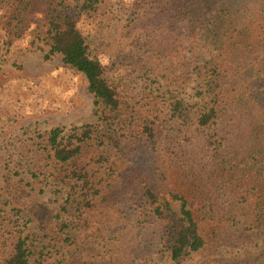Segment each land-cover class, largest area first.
I'll use <instances>...</instances> for the list:
<instances>
[{
	"label": "trees",
	"instance_id": "1",
	"mask_svg": "<svg viewBox=\"0 0 264 264\" xmlns=\"http://www.w3.org/2000/svg\"><path fill=\"white\" fill-rule=\"evenodd\" d=\"M104 2L0 0L2 45L19 42L41 15L45 58L59 55L82 74L100 111L95 124L32 139L30 173L66 193L60 213L39 203L29 183L4 177L0 264H43L39 237L64 245L54 264H148L156 254L184 264L201 253H248L264 241V0H126L123 47L110 50L79 22L96 20ZM200 49L211 57L191 76ZM153 64L165 72L162 93L150 85ZM122 68L127 84L141 75V91L104 78ZM191 80L196 102L179 95ZM6 105L0 92V138L18 123ZM28 217L42 236L25 232ZM261 260L264 246L255 258L216 262Z\"/></svg>",
	"mask_w": 264,
	"mask_h": 264
},
{
	"label": "rangeland",
	"instance_id": "2",
	"mask_svg": "<svg viewBox=\"0 0 264 264\" xmlns=\"http://www.w3.org/2000/svg\"><path fill=\"white\" fill-rule=\"evenodd\" d=\"M130 16L126 0H105L100 16L96 20H80V29L89 40L102 42V47L106 46L109 50L111 46L122 48V44H119L120 40L122 41L120 34ZM206 25L207 23L204 22L200 28L199 37L205 36ZM43 32L42 16L36 15L28 31L12 47L2 45L3 36L0 33V92L7 103L5 108L17 112L18 116L16 126L0 138V187L6 175L21 185L29 183L27 189H32L31 194L34 198L55 215L60 213L61 207L65 205L63 198L66 197V193L64 191L60 194L55 193L59 188H55L49 178L32 177L30 173L31 160L34 157L30 151L32 139L38 134L57 127L70 129L95 124L100 111L94 104L93 96L88 92L87 83L82 74L65 65L59 55L50 59L45 58L50 47L47 41L41 38ZM201 44L204 43L201 42ZM197 53L196 62L193 61L188 70L191 76L197 74L195 65L211 57L210 52L202 49ZM120 55H122L121 52ZM153 68L154 70L149 72V77L156 83L147 82L146 84L158 88L160 93L168 90L161 86L163 84L161 76L165 73L162 65L158 67L153 64ZM149 69L150 67H147V70ZM121 71L116 73L107 70L104 72V78L120 91L122 86L132 94L141 91L144 85V80H139L141 75L136 76L134 83L127 84L128 72H123L124 68ZM195 84L191 80L190 85L182 87L179 95L190 102L198 101L199 99L194 97ZM4 209L8 210V206ZM28 218L25 221L30 220V222L27 223L25 232L38 237L42 236L43 232L38 223L33 218ZM55 224L58 227L60 220L56 219ZM35 246L37 251H42L43 264H54L55 260L64 256L65 253L63 244L51 242L45 237H39ZM263 246L264 241H260L257 247L249 248L248 253L234 251L223 253L221 256L201 253L184 264H218L217 259L241 262L257 257ZM152 248L159 253L158 244ZM261 261L258 264H264V260ZM148 264L172 263L161 254H156Z\"/></svg>",
	"mask_w": 264,
	"mask_h": 264
}]
</instances>
